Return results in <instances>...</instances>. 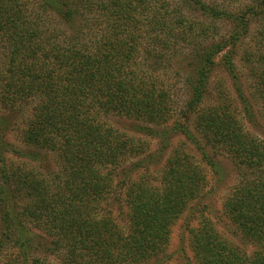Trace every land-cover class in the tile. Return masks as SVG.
Segmentation results:
<instances>
[{"label": "trees", "instance_id": "16d2710c", "mask_svg": "<svg viewBox=\"0 0 264 264\" xmlns=\"http://www.w3.org/2000/svg\"><path fill=\"white\" fill-rule=\"evenodd\" d=\"M175 49L187 86L178 110L156 74L171 69ZM218 69L236 103L222 83L211 91ZM35 98L24 150L5 138L0 115V264H46L50 255L57 264L161 263L171 224L199 205L207 169L219 177L224 159L235 181L222 206L253 248L201 217L192 252L199 264H264V139L244 125L264 119V0L230 9L214 0H0V107ZM109 117L158 138L161 156L169 148L156 176L123 167L144 142ZM178 135L183 142L171 143ZM42 152L57 165L40 164Z\"/></svg>", "mask_w": 264, "mask_h": 264}, {"label": "rangeland", "instance_id": "374dc122", "mask_svg": "<svg viewBox=\"0 0 264 264\" xmlns=\"http://www.w3.org/2000/svg\"><path fill=\"white\" fill-rule=\"evenodd\" d=\"M170 3L180 2V0H169ZM211 1V0H206ZM216 3L221 6L227 8H233L238 5L242 0L231 1V0H214ZM36 6V2L33 3ZM219 25V31L222 32L226 30V23L221 21L217 22ZM247 39L245 38L243 41V45H245ZM173 53H168V55L172 58V67L171 69H163L159 68L156 70V74L162 78L166 79L169 84L172 85L173 92V105L175 110H178L182 103L186 98L187 86L183 81V73L186 69V66H182L184 62L181 59H185L182 52L175 49L171 50ZM240 51V49H239ZM142 56L146 54L143 51ZM141 56V58H142ZM234 64L237 66V70L242 76L243 85L246 87L248 84V80L246 78V70L245 66H242L240 54L234 57ZM175 63V64H174ZM212 75V83H211V91L214 90L216 86V82L222 83L226 88L230 89L231 98L236 103L234 98L235 93H232L231 89V81L230 77L226 72L218 69L213 72ZM247 80V83H246ZM246 95L248 98H254V94L249 91H246ZM38 99L35 98L34 101L29 100L26 104H21L19 107L15 109H5L0 107V115L4 119L5 126V138L12 144L13 147L19 149L28 148L22 141V133L27 126V122L32 115V108L34 104L36 105ZM233 102V103H234ZM175 113V111H174ZM176 114V113H175ZM254 121H248L244 119L245 128L255 136H258L264 139V119L258 115ZM107 119V118H106ZM111 122L114 123L119 129L124 130L125 132L130 134L132 133L136 138H140L144 142V149L142 152H138L132 157L126 159L123 162V167L125 169H130L134 166L135 163L139 164L136 169L131 172L136 178L139 174H143L144 176L148 174L150 177L156 176L160 166L164 161V157L168 153V149H166L164 157L159 153L160 144L158 142V138L152 137L146 134H139L132 130L134 126V122H131L130 119L127 118H117V117H109ZM183 137L178 135L174 139H172L171 143H179V141L183 142ZM174 144V145H175ZM187 151L191 152L196 160H198L199 155L196 153L191 145L186 144ZM14 154H8L7 157L10 160H16V162L24 163L25 160L21 158H16ZM42 162L40 164H48L49 166L57 165L55 162V155H51V153H41ZM36 164H31L34 167H39ZM222 171L218 175L214 173L213 170L207 169V177L208 182L207 186L204 189V195L200 200L199 205H190L188 209H186L181 216H179L170 227L168 239L166 245L164 247L165 253L164 258L161 263L158 262L157 258H152L143 264H199L192 252V246L190 242V228L196 224V220L199 218L210 220L213 223L216 231H218L223 237L227 238L229 241L238 244L239 246L246 248L247 252L251 251V244L245 243L240 234L237 231L235 224L229 219L227 214L224 212L222 202L224 196H226L235 181V172L231 166L225 159L220 163ZM40 169H42L40 167ZM43 170V169H42ZM115 173V172H114ZM118 178H122V173H117ZM122 210H127L125 206L122 204ZM125 211L123 214H119L117 216V220L123 225L125 222ZM117 212V211H116ZM7 259L6 257H4ZM2 264V262H1ZM46 264H57V260L53 255L48 257Z\"/></svg>", "mask_w": 264, "mask_h": 264}]
</instances>
